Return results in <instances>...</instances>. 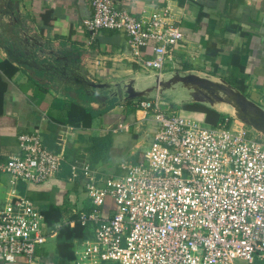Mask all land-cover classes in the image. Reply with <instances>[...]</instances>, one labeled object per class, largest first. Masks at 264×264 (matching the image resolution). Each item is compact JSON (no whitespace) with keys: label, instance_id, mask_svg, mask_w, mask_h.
<instances>
[{"label":"built area","instance_id":"2783aa9c","mask_svg":"<svg viewBox=\"0 0 264 264\" xmlns=\"http://www.w3.org/2000/svg\"><path fill=\"white\" fill-rule=\"evenodd\" d=\"M90 6L88 43L119 30L142 70L182 69L175 51L183 34L166 8L136 17L118 0ZM105 60L87 59L90 81L100 79ZM135 104L152 127L140 160L106 178L82 165L90 208L75 220L49 224L29 199L13 201L0 213V262L34 264L61 223H77L84 235L72 240V264H264V136L228 116L215 125L186 118L159 95ZM18 140L19 152L0 159V172L36 184L60 172L63 155L37 129Z\"/></svg>","mask_w":264,"mask_h":264},{"label":"crops","instance_id":"0c3cea01","mask_svg":"<svg viewBox=\"0 0 264 264\" xmlns=\"http://www.w3.org/2000/svg\"><path fill=\"white\" fill-rule=\"evenodd\" d=\"M118 3L136 17L166 8L168 21L183 34L175 51L181 67L243 85V93L264 108V0ZM91 14L90 0H0V159L18 153L19 135L34 129L49 149L64 158L60 172L40 184L13 180L0 172V213L19 197L43 211L50 205L62 207V220L69 210H87L90 203L81 166L87 164L97 178L119 174L121 165L140 160L150 143L148 118L143 110L133 109L142 97L100 110L118 83L135 79L142 89L153 70L139 67L119 30H103L88 43L84 20ZM140 50L142 57L151 55L150 47ZM99 55L106 60L96 82L109 84L103 89L106 99L100 89L88 85L92 81L86 61ZM89 96L97 100L90 101ZM178 110L186 118L206 122L202 112ZM87 111L94 116L90 118ZM218 111L227 114L225 108ZM73 167L77 176L72 175ZM56 248L54 236L34 264H72L60 258Z\"/></svg>","mask_w":264,"mask_h":264},{"label":"water","instance_id":"95a60500","mask_svg":"<svg viewBox=\"0 0 264 264\" xmlns=\"http://www.w3.org/2000/svg\"><path fill=\"white\" fill-rule=\"evenodd\" d=\"M145 80L150 82L142 89L137 88L135 79L122 81L116 85L113 94L108 96L115 97L119 102L168 94L175 97L173 100L178 104L200 103L217 111L221 109L219 106L229 105L238 120L264 136V108L224 78L202 75L187 69H172L162 73L153 71ZM89 85L101 90L109 86L105 82H90Z\"/></svg>","mask_w":264,"mask_h":264},{"label":"trees","instance_id":"16d2710c","mask_svg":"<svg viewBox=\"0 0 264 264\" xmlns=\"http://www.w3.org/2000/svg\"><path fill=\"white\" fill-rule=\"evenodd\" d=\"M189 66L183 65L182 69H187ZM232 85H234L236 88H238L240 91L244 92V87L243 85H239L233 82H230ZM88 84V82H86ZM90 84V83H89ZM88 84V85H89ZM94 90L95 88H92ZM101 90V89H100ZM102 91V90H101ZM90 95V94H88ZM101 97H104L106 99V94L103 95V93L100 94ZM143 99V98H141ZM89 100H97V98L94 96H89ZM107 104L104 106V108H101V113L107 111L108 109L112 108L115 104H117V99L114 98H107L106 99ZM101 104H103V99H101ZM183 109L186 110H192V111H198L202 112L205 114V121L210 124H217L219 121H222L226 116L217 110L208 107L206 105L200 104V103H187L181 105ZM137 108H135L136 110ZM88 112V111H87ZM92 112V111H91ZM90 111L87 113V115H90V118L93 117V113ZM81 211V210H80ZM79 211H68L66 213V218L68 220H75L77 217V213ZM45 215V219L49 224H56L59 222H62V217L65 215L63 214V209L62 207L55 206V205H50L49 208L46 211H43ZM84 235V229L79 225L75 224L74 226L66 225L64 223H61L58 233H57V254L60 258L65 259V260H71L73 259V252L71 250V244L72 240L74 238H80Z\"/></svg>","mask_w":264,"mask_h":264},{"label":"rangeland","instance_id":"374dc122","mask_svg":"<svg viewBox=\"0 0 264 264\" xmlns=\"http://www.w3.org/2000/svg\"><path fill=\"white\" fill-rule=\"evenodd\" d=\"M166 71H167V70H166ZM102 93H103V95H104V94H106V91L102 90ZM159 96L161 97V99H162L163 102H165L169 107H171V109L178 110V109H181V108H182V107H181L182 104H178L177 102H175V101L173 100L174 97L170 98L168 94H161V95H159ZM135 108H136V105H135V103H134L133 109H135ZM222 108H225V107H222ZM225 116H228V117L230 118V120H233V121L238 122L239 125H240V123H241V124L247 126L250 130H252L253 132H255V133H254L255 135L258 134V133H257L254 129H252L250 126H248V125L244 124L242 121L238 120V119L234 116V114H233L232 111H231L230 113H227ZM263 139H264V137H263ZM131 163H135V161H133V160L130 161V160H129V162H128L127 164H131ZM56 237H57V235H56ZM51 238H53V237H51ZM51 238H49V239L47 240L46 244H45V248H47V249H48L49 246L51 245ZM106 264H117V263L108 262V263H106Z\"/></svg>","mask_w":264,"mask_h":264},{"label":"bare ground","instance_id":"6f19581e","mask_svg":"<svg viewBox=\"0 0 264 264\" xmlns=\"http://www.w3.org/2000/svg\"><path fill=\"white\" fill-rule=\"evenodd\" d=\"M222 107H225V109L227 110V112H233V109L231 108V106H229V105H221V106H219V108H222Z\"/></svg>","mask_w":264,"mask_h":264}]
</instances>
